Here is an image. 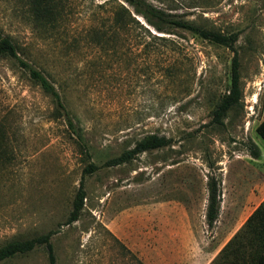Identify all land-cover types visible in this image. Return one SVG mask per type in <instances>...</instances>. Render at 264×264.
Wrapping results in <instances>:
<instances>
[{
    "label": "rangeland",
    "instance_id": "374dc122",
    "mask_svg": "<svg viewBox=\"0 0 264 264\" xmlns=\"http://www.w3.org/2000/svg\"><path fill=\"white\" fill-rule=\"evenodd\" d=\"M104 1L66 0L63 22L52 28L34 19L26 0H0V32L55 81L91 152L90 159L82 153L51 96L13 59L0 58V246L53 229L56 264H134V252L145 261L148 231L162 232L170 219L187 217L210 239L245 213L261 180L249 147L264 152L257 132L264 119V0H149L205 27L237 32L234 50L177 27L157 32L175 42L95 43L86 30L110 14ZM236 52L241 103L223 124L213 123ZM150 133L171 143L103 165ZM89 160L99 167L85 174ZM211 174L222 189L223 224L215 228L206 223ZM81 180L84 208L67 224ZM0 264L50 263L39 246Z\"/></svg>",
    "mask_w": 264,
    "mask_h": 264
},
{
    "label": "trees",
    "instance_id": "16d2710c",
    "mask_svg": "<svg viewBox=\"0 0 264 264\" xmlns=\"http://www.w3.org/2000/svg\"><path fill=\"white\" fill-rule=\"evenodd\" d=\"M30 12L35 20H38L43 26L59 27L63 22L64 15L67 12L66 0H26ZM101 6L109 7L110 14L103 17L104 21L99 24L91 25L87 30V37L95 43L102 45L120 42H130L134 47L147 46L150 42L166 43L175 42L174 38L158 33H170L171 27L181 28L190 31L194 35L203 39L225 45L234 50L238 40L237 32L224 33L212 28L205 27L194 21L178 17L170 10L158 7L149 0H106ZM158 32V33H157ZM115 45V44H114ZM119 45V44H118ZM26 54V50L21 47L10 35L0 32V58L13 59L21 68H23L29 77L37 83L42 90L51 96L57 116H64L67 125L74 135L76 141L81 147L82 153L90 159L91 152L84 140V133L76 125L73 118L66 110L65 100L52 80L44 71L37 68L21 54ZM243 88L241 82L240 61L237 52L232 60L231 84L229 91L225 94L213 110L212 122L223 124V117L227 112L241 103ZM257 132L264 139V119L257 126ZM171 143V138L157 133H150L139 139L132 148L123 150L120 154L107 159L103 165L115 166L126 163L137 154L152 149L161 148ZM250 153L254 158H258L261 150L256 143H251ZM99 166L93 161H88L84 172L92 173ZM207 208L206 221L211 227L217 220L221 206V181L215 175L208 176L207 181ZM86 192L84 182L81 180L73 200V208L66 221L67 224L79 219ZM253 226L256 233L255 247L251 255L249 264H264V200L249 216L246 227ZM243 231L240 229L239 233ZM56 230H49L45 233L24 238L14 239L0 246V263L14 256L28 253L36 247L44 246L48 253L50 264H56V255L54 245L51 241ZM230 243V242H229ZM228 243V244H229ZM226 244V247L227 245ZM225 247V248H226ZM134 264H146L135 252L132 255Z\"/></svg>",
    "mask_w": 264,
    "mask_h": 264
},
{
    "label": "crops",
    "instance_id": "0c3cea01",
    "mask_svg": "<svg viewBox=\"0 0 264 264\" xmlns=\"http://www.w3.org/2000/svg\"><path fill=\"white\" fill-rule=\"evenodd\" d=\"M254 161L258 162V164L254 163V167L260 174L261 180L254 185L245 213L227 219L226 223L231 225L230 229L221 233L218 231L211 233L210 239H203L202 233L192 230L191 220L187 217L170 219L164 222L162 232L148 231L145 239V254L141 252L146 262L137 255L146 264H249L250 254L255 247L253 242L257 238L254 227H246V222L264 200V152L262 150L260 156L254 158ZM220 223L223 224V219L218 216L213 226L210 227L208 223L207 225L209 228H215ZM242 228L243 231L239 233ZM219 234L222 235L220 240L212 239ZM226 244H228L227 247Z\"/></svg>",
    "mask_w": 264,
    "mask_h": 264
}]
</instances>
